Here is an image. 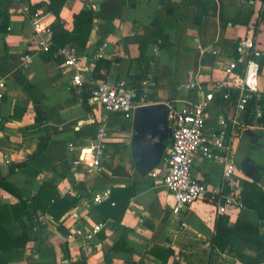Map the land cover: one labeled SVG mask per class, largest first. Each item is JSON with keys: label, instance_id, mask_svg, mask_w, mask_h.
Here are the masks:
<instances>
[{"label": "crops", "instance_id": "1", "mask_svg": "<svg viewBox=\"0 0 264 264\" xmlns=\"http://www.w3.org/2000/svg\"><path fill=\"white\" fill-rule=\"evenodd\" d=\"M49 2L0 0V73L6 79L0 98V180L16 187L27 201L28 212L36 211L31 239L22 247L0 249V264H78L82 260L85 264H247L228 247L221 249L213 243L217 215L212 206L196 201L175 213L167 189L150 175L160 163L140 175L129 144L139 131L141 105L165 102L167 108L178 107L214 87L207 129L217 128L221 116L233 115L236 89L224 84L221 65L235 55L237 39L258 22L261 0H66L59 16L67 30L72 29L73 14L85 5L96 13L85 46H74L89 78L80 87L72 81L73 71L62 65L58 50L42 52L34 45L25 7L36 6L42 22L52 27L56 18L47 8ZM256 32L263 51L259 82L264 94V21L257 24ZM99 47L104 56L96 60ZM28 52L30 62L22 67L21 58ZM102 79L125 81L136 89V107L129 117L89 101ZM191 81H197L200 88L184 87ZM103 117L110 136L101 166L86 171L74 160L95 141ZM170 141L171 137L163 155ZM232 143L242 186L255 181L264 189V129L238 125ZM220 168L216 161L197 155L193 174L216 184ZM131 185L135 194L121 213L120 226H113L112 218L96 210L92 196L103 189L110 192L113 187ZM18 198L0 186V204H14ZM50 205L58 218L47 211ZM238 217L257 223L264 231V219L248 208L233 211L223 223H233ZM98 221L106 226L92 238L67 237L75 227ZM4 226L11 236L22 233L16 220ZM149 245L171 248L173 255L164 262L146 252ZM244 252L255 255L253 249Z\"/></svg>", "mask_w": 264, "mask_h": 264}, {"label": "built area", "instance_id": "2", "mask_svg": "<svg viewBox=\"0 0 264 264\" xmlns=\"http://www.w3.org/2000/svg\"><path fill=\"white\" fill-rule=\"evenodd\" d=\"M33 27L34 45L39 51L49 52L53 47V29L41 20L40 9L31 10L25 7ZM256 30L237 39L234 45L235 55L221 65L224 73V84L236 89L234 113L231 117L221 116L215 129H207L210 120L211 104L214 98V87L201 93L196 101H187L174 107L168 105V117L171 127L170 145L162 157L159 166L150 172L151 177L158 179L173 199V211L180 213L188 205L201 201L212 206L216 215H230L233 211L245 209L242 199V183L233 163L234 147L232 143L238 125H249L252 128L264 129L262 96L260 90V59L263 51L258 44ZM204 50L213 54L216 49L206 47ZM63 56L62 65L72 70V81L75 86H82L89 81L81 69V61L74 46L66 44L58 49ZM103 47L95 53V59H102ZM30 53L23 54L22 67L30 62ZM6 79L0 73V98L3 97ZM184 87L200 88L197 81H191ZM219 87V86H218ZM218 89V88H217ZM137 91L125 81L99 80L89 96L91 103H97L108 112L129 117L136 107ZM228 94H224L227 97ZM248 114L244 118L245 114ZM110 136L105 117L101 118L95 133V141L89 142L87 148L74 160L76 166L82 165L86 171L101 166L104 148ZM216 161L220 165L221 176L216 184L207 183L193 174L196 156ZM110 195L108 189L93 194L92 202L99 204ZM106 226L98 221L91 226L75 227L68 238L84 236L87 239L95 236ZM234 264H239L237 261Z\"/></svg>", "mask_w": 264, "mask_h": 264}, {"label": "trees", "instance_id": "3", "mask_svg": "<svg viewBox=\"0 0 264 264\" xmlns=\"http://www.w3.org/2000/svg\"><path fill=\"white\" fill-rule=\"evenodd\" d=\"M66 0H50L47 4V8L55 15V21L52 25L53 29V42L51 52L58 50L66 44L72 46H85L91 28L93 19L95 17V11L85 5L80 11L73 14V26L71 30H67L63 27L60 19V10ZM262 6L258 13V22L254 24L255 30H257V24L264 21V0H261ZM40 5V4H38ZM37 5V6H38ZM31 10L36 6H29ZM252 7H249V13L251 14ZM156 23L157 32H160V27ZM6 24V23H5ZM3 32L6 31V27L2 28ZM101 63V61H98ZM263 112L261 119L264 120V94L262 96ZM248 116V114H245ZM0 186L11 190L19 196L18 201L14 204H0V249L2 251L11 248L12 246H25L31 239V232L34 228V218L36 217V211H27V201L18 192L16 187L11 186L5 179L0 180ZM134 185L129 187H113L110 191V195L103 202L96 205V210L103 214L106 218L113 219V226H120L121 213L124 210L125 205L130 198L134 196ZM242 199L244 205L248 209H253L259 219H264V189L255 181H246L243 184ZM35 201V199H34ZM37 206V200L35 201ZM53 205L47 209V211L58 218V214L54 212ZM226 215H217L214 221V239L213 243L223 249L228 247L236 258H239L242 262L247 264H259L264 259V231H260L257 223H253L238 217L233 223L224 224ZM9 220H16L22 227V233L18 236H11L4 226L5 222ZM124 237L122 242H124ZM117 249V244L113 246ZM245 248L253 249L255 255H249L244 252ZM129 251V248H125ZM146 252L153 254L160 260L166 262L170 256L173 255V249L163 247L160 245H149L146 248ZM73 264V263H70ZM78 264H85L78 262Z\"/></svg>", "mask_w": 264, "mask_h": 264}, {"label": "water", "instance_id": "4", "mask_svg": "<svg viewBox=\"0 0 264 264\" xmlns=\"http://www.w3.org/2000/svg\"><path fill=\"white\" fill-rule=\"evenodd\" d=\"M159 2L163 3V0ZM199 13L201 14V9ZM151 81L154 82L153 74ZM150 87L152 88L153 85ZM138 111L139 131L131 137L129 146L135 170L144 176L161 162L164 149L171 137V127L168 123V108L165 102L141 105Z\"/></svg>", "mask_w": 264, "mask_h": 264}, {"label": "rangeland", "instance_id": "5", "mask_svg": "<svg viewBox=\"0 0 264 264\" xmlns=\"http://www.w3.org/2000/svg\"><path fill=\"white\" fill-rule=\"evenodd\" d=\"M250 140L252 141V138H251V139L249 138V141H250ZM248 144H249V143H248ZM246 145H247V143H246ZM263 176H264V172H263Z\"/></svg>", "mask_w": 264, "mask_h": 264}]
</instances>
